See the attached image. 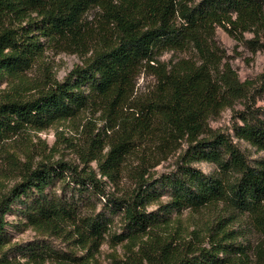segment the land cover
Instances as JSON below:
<instances>
[{"label":"trees","instance_id":"16d2710c","mask_svg":"<svg viewBox=\"0 0 264 264\" xmlns=\"http://www.w3.org/2000/svg\"><path fill=\"white\" fill-rule=\"evenodd\" d=\"M94 8L100 13L88 20ZM217 26L258 37L263 0H0V79L28 71L46 44L83 56L62 80L48 71L45 80L0 91V156L8 140L29 130L72 120L79 131L76 141L59 135L49 151L32 147L20 178L0 194V264H41L54 253L43 240L26 261L7 256L5 214L17 207L35 227L73 235L89 249L99 247L120 214L123 230L112 237L142 242L124 264H264V119L243 116L233 137L209 127L208 119L252 84L223 64ZM186 50L198 58L158 59ZM142 71L154 76V86L137 93ZM257 81L264 89V68ZM234 138L263 154L251 161ZM182 139L189 144L185 156L152 180L150 167ZM59 143L78 160L54 158ZM200 161L213 169L205 172ZM57 184L73 196L49 191ZM154 186L171 197L148 210L160 196ZM184 208L216 216L204 235L192 231L173 242L159 227ZM250 232L258 235L252 250Z\"/></svg>","mask_w":264,"mask_h":264},{"label":"rangeland","instance_id":"374dc122","mask_svg":"<svg viewBox=\"0 0 264 264\" xmlns=\"http://www.w3.org/2000/svg\"><path fill=\"white\" fill-rule=\"evenodd\" d=\"M202 1L188 0L190 4ZM98 13L100 11L94 8L86 14V18L91 20L98 16ZM215 39L219 46V54L222 56L223 64H229L241 82L252 81L245 95L235 99L232 105L220 108L216 114L208 119L210 128L221 130L233 137V127L235 124L241 123L243 116L248 115L254 121L264 119V89L260 87L259 81H257L264 68V31L258 37L251 31L234 35L224 27L217 26ZM171 57L196 59L198 54L193 50L184 52L164 51L159 54L158 59L167 61ZM82 61L83 56L78 53L57 50L53 46L46 44L42 57L21 76L15 78L7 74L1 76L0 91L8 90L22 81L45 80L48 71L53 77L62 80L76 64H80ZM153 86L154 76L149 72L142 71L137 78V93H146ZM75 124L72 120H65L47 129L41 131L29 130L24 135H16L8 140L6 146L2 149L3 155L0 156V194L9 189L20 178L18 168L26 160L32 147L40 149V146H45L47 151H49L61 134L74 141L78 140L79 131H77ZM97 126V130H101L104 122L99 120ZM234 142H237L246 151L251 161L263 154V152L258 151L248 143L238 141L237 138H234ZM179 143V146L172 150L166 158L160 160L155 166L150 167L149 172L153 176L152 180L170 172L176 167L179 158L185 156L189 144L184 139L179 141ZM61 147L63 145L59 143L56 148L57 153H54V158L63 155L67 159L78 160L73 149L65 147L60 151ZM91 164L98 170L96 161L91 162ZM195 164L207 173L213 169V164L206 161L196 162ZM124 182L129 183L130 181L124 178ZM154 187L160 192V196L157 200L149 203L148 210L156 209L159 203H165L171 197L170 191L161 189L159 186ZM49 191L56 192L58 195L65 194L68 197H72L75 192L72 189H67L63 193L59 184L50 188ZM78 195L76 192L74 197L77 198ZM102 201L104 200L102 199ZM97 203V209H99L102 203L99 199H97ZM215 216L216 211L211 209L195 211L191 208H184L179 212L172 213L167 223H161L159 232L173 242L188 238L192 231H197L202 236L213 223ZM5 219L7 220L8 241L3 248L6 250L7 256L22 261H26L32 252L31 249L35 248V245H38L39 241L43 240L45 244L52 248L54 253L47 256L41 264H124L129 249L140 250L142 246L140 239L134 241L124 239L116 242V237H112L123 230L120 214H116L111 218L107 232L99 247L91 249L77 244L73 235L57 234L52 232L50 228L35 227L21 214L20 207L6 213ZM148 237L149 235L144 236L143 240L149 239ZM249 238L251 239L252 250L258 235L250 232ZM69 252L72 255H69Z\"/></svg>","mask_w":264,"mask_h":264}]
</instances>
